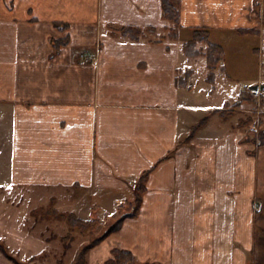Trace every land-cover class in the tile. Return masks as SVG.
<instances>
[{"label":"crops","instance_id":"1","mask_svg":"<svg viewBox=\"0 0 264 264\" xmlns=\"http://www.w3.org/2000/svg\"><path fill=\"white\" fill-rule=\"evenodd\" d=\"M256 1L179 0L175 36L163 0H0V242L52 244L12 205L26 191L101 218L134 200L147 173L137 214L85 264L115 248L135 264H264V111L249 97L216 105L238 74L224 57L212 76L205 55L184 49L196 29L218 44L215 33L253 28ZM0 264H11L1 247Z\"/></svg>","mask_w":264,"mask_h":264},{"label":"rangeland","instance_id":"2","mask_svg":"<svg viewBox=\"0 0 264 264\" xmlns=\"http://www.w3.org/2000/svg\"><path fill=\"white\" fill-rule=\"evenodd\" d=\"M250 18L254 23L253 28L241 30V34L232 35L228 32L213 34V40H215L214 42H218V44L220 43L223 46V54L220 52L221 49L216 48L214 51H212L206 41L201 42L203 43L202 46H200L201 43H199L197 47H200L198 49L200 50L201 54L206 56L207 65L210 64L209 67H211L210 70L212 76H215V69L218 66L221 67L220 63H222L225 57L226 62H229L227 66L229 68L228 70L238 74L239 77V81L236 80L235 85L237 86L235 87L234 91L227 89L219 91L220 93L215 100V104L219 105L224 101L236 102L239 99L243 100L249 97L254 100L253 102L256 105L255 108H260L262 112L264 111V90H260L259 93H254L250 88V86L253 84L249 83L251 80H256L254 84L264 85V0H257L253 4ZM245 31L254 35H244ZM252 46H255L257 50L254 53H248V49ZM224 78L225 77H223V79ZM219 86H223L222 78L219 82ZM237 88H239L238 92L236 91ZM226 111L228 112L229 110ZM261 112L260 115L259 113H256L255 116L256 125L254 127L256 128V131L259 129L258 120L262 119L263 116ZM247 114V112H243L241 116L245 117ZM260 132H262V130H260ZM21 193L24 192L22 191ZM17 194H19L18 191ZM33 194H36V192L33 191V193L30 194L26 191L24 194H22L23 199L21 200V203H12V205L16 207L26 205L27 208L25 207V210L23 211L27 214V210L29 209L30 213L34 215L35 222L38 224L37 229H41V231H44L45 233H50L51 231L53 232L51 236L48 237L52 244H49V247L46 251L44 250L43 252L37 253L31 251L21 252L19 250L13 249L12 247L8 248L4 242H0V245L6 249V251L3 252L7 258H9L11 264H76L78 251L81 250L85 244H89L93 239H96V237L104 233L108 227H111L115 223L114 220L110 218V215H105L104 217L100 216L101 218H99V215L97 214L99 221L98 224L96 223V226H91L88 228H75L71 226L68 221V216L72 214L71 212H60L54 207L52 203L44 204L47 201L49 195H46L43 192H37L36 195ZM30 197L33 199H30ZM135 200L136 198L134 200H130L129 202H125L123 204L124 206L122 205L124 211L122 210L120 214H118L117 218H120L121 215L126 211L135 212ZM52 217L61 219V224L57 221L55 223L54 220L49 219ZM45 219H49L46 221V226L43 225L45 222H42ZM89 219L93 220L94 217L92 216V218ZM20 222L23 223L24 221ZM32 223L33 221H31V224ZM135 263L136 261L132 264Z\"/></svg>","mask_w":264,"mask_h":264},{"label":"trees","instance_id":"3","mask_svg":"<svg viewBox=\"0 0 264 264\" xmlns=\"http://www.w3.org/2000/svg\"><path fill=\"white\" fill-rule=\"evenodd\" d=\"M179 0H163V10H164V16L167 19L173 20L175 22L176 28L174 30V35L177 36L178 34V28L180 26V13L179 10L177 9V2ZM122 32L124 34H129L131 37L133 38H138L139 35L142 33V29L140 27H133V26H127V27H122L121 28ZM147 31L152 32L154 29L153 27H149L146 29ZM243 32V31H242ZM246 32V31H245ZM211 33L209 29H196L194 31V35L193 38L191 40H189L187 43H185L184 45V49L186 54L189 57H197L201 54L200 50L198 49V44L201 42H208L209 47L211 48L212 51H214V49H221L220 52L221 54H223V48L222 46H220L219 44L216 43H212L211 42ZM58 48L60 46H58L57 44L55 45ZM219 52V53H220ZM218 62V61H217ZM212 65V64H211ZM211 68V67H210ZM214 68V67H213ZM217 112H220L219 110ZM205 121L203 120L200 124H203ZM198 126L193 128V131H195L197 129ZM147 177V173L142 175L140 178L139 182V187L137 188V197H136V208H135V212H130L128 213L127 211L124 212L120 218L118 217V214H120V212L123 210V206L119 207L115 212H113V214L110 215V218H112V220H114V224L111 227H108L104 233H102L101 235H99L98 237H96V239H93L89 244H85V246L78 251V256H77V263L76 264H84L85 263V255L86 252L93 246H95L96 244H98L99 242H101L103 239H105L110 233L118 230L121 226L122 223L124 221V219L127 216L130 215H136L140 205H141V192L142 190H144V182L146 180ZM124 211V210H123ZM92 216L94 217L93 220L91 219H82L77 217L74 214H70L68 216V221L71 224V226L73 227H81V228H88L91 226H96V223L98 224L99 219L97 218V211H93ZM111 222V221H110ZM0 247L3 249V251L5 252L6 249L0 245ZM113 259H109L107 260L104 264H132L136 261L135 255L129 251V250H125V249H121V248H115L113 249Z\"/></svg>","mask_w":264,"mask_h":264},{"label":"water","instance_id":"4","mask_svg":"<svg viewBox=\"0 0 264 264\" xmlns=\"http://www.w3.org/2000/svg\"><path fill=\"white\" fill-rule=\"evenodd\" d=\"M254 93H259L260 90H264V85L253 84L250 86Z\"/></svg>","mask_w":264,"mask_h":264}]
</instances>
